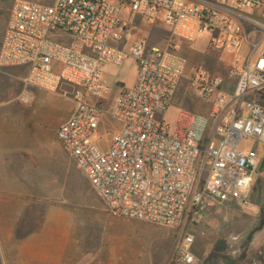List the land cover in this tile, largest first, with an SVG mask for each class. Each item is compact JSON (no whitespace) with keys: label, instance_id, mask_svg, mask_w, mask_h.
Instances as JSON below:
<instances>
[{"label":"built area","instance_id":"obj_1","mask_svg":"<svg viewBox=\"0 0 264 264\" xmlns=\"http://www.w3.org/2000/svg\"><path fill=\"white\" fill-rule=\"evenodd\" d=\"M243 9L264 18V0H16L0 49V68L27 67V86L76 101L57 138L112 216L183 230L175 250L182 264H198L191 230L210 210L229 202L249 205L259 168V153L242 143L264 144V37L248 38L243 66L237 54L246 43L243 22L263 31L264 24ZM161 13L170 28L162 46L150 44L148 34L133 38L136 17L155 26ZM55 34L70 35L72 44L56 41ZM202 34L212 52L236 54L230 70L235 88L228 92L223 77L197 69L188 85L212 102L211 112L183 111L171 127L164 117L189 73L177 41L192 44ZM129 59L137 65L136 83L121 87L112 117L122 129L102 150L96 138L103 98L112 92L103 72Z\"/></svg>","mask_w":264,"mask_h":264},{"label":"rangeland","instance_id":"obj_2","mask_svg":"<svg viewBox=\"0 0 264 264\" xmlns=\"http://www.w3.org/2000/svg\"><path fill=\"white\" fill-rule=\"evenodd\" d=\"M15 1L0 0V49ZM27 1L51 4L54 0ZM242 13L264 24V18L258 13L244 9ZM162 15L160 22L152 27L136 17L133 38L148 33L150 44L162 46L161 36L170 31L163 26ZM243 26L246 43L237 54L241 66L250 53L248 38L259 42L264 37V31L258 27L246 21ZM51 37L65 45L73 42L66 34ZM208 37L202 34L192 44L177 41L190 70L164 117L171 127L181 112L207 115L202 109L211 107L209 101L188 85V77L197 69H205L213 75L218 73L232 83L230 70L236 66V54L220 53L216 62L203 64L200 52ZM136 67V62L129 59L122 66L104 70L103 76L112 92L103 98L105 115L96 138L102 150L110 148L114 135L122 129V124L112 117L120 92L117 82H132ZM6 71L0 68V123L21 128L28 124L25 129L32 136L24 140L31 151L22 147L18 158H0V264H41V257L36 253L38 245L41 247L44 241L52 242L49 254L54 257L46 264H182L176 261L175 250L183 230L112 216L86 174L57 138L62 123L77 109L76 101L60 92L33 88L36 99L17 103L15 106L22 110L11 112V95L25 86L4 75ZM23 71L26 77L29 69ZM89 102L95 104L97 100L90 98ZM242 146L259 153V168L250 192L254 193L256 210L253 211L255 207H251L249 196L246 208L229 202L223 211L207 216L192 228L196 239L193 252L198 264H264V144L244 141ZM11 172L19 173L16 175L19 177L13 178ZM23 172L25 179L21 178Z\"/></svg>","mask_w":264,"mask_h":264},{"label":"crops","instance_id":"obj_3","mask_svg":"<svg viewBox=\"0 0 264 264\" xmlns=\"http://www.w3.org/2000/svg\"><path fill=\"white\" fill-rule=\"evenodd\" d=\"M162 37H163V35L161 36V38ZM200 43H202V42H200ZM186 47L189 48L188 46H186ZM200 54L202 56L203 64H205L206 61H208L210 63H214L218 60V58L220 56V53H214L208 48L207 42H206V45L204 46V48L201 50ZM234 59H235V56H234ZM108 67H114V66H108ZM108 67H106V68H108ZM24 68H27V67H8V68H5V70H7V71L3 72L4 75L10 77L13 82H16L19 84L21 83L25 86L24 89L22 91H20L19 93L11 95V101L9 103V105H10L9 107H10L11 112H13L14 109H16L17 112H20L22 110L19 106H15V105L17 103L18 104L25 103V102L21 101V97L23 96V94L28 93V94L32 95L33 96L32 101H34L36 99V93L33 92V90H32L33 88L29 87L25 84V78L28 76L29 71L27 72V75L25 77L24 71H23ZM106 68L104 70H106ZM189 70H190V68L188 67V71ZM103 74H104V72H103ZM217 74L218 73H216L215 76H219ZM103 78H104V76H103ZM136 79H137V69H136L135 79L132 82H129V83H126L123 81L117 82L118 89H121L122 86H127V87L134 86V84L136 83ZM104 80H105V78H104ZM105 81L109 84V82L107 80H105ZM231 81H232V83L228 82V86H227L228 92H233L234 88H235L236 80H231ZM109 86H110V84H109ZM259 103L264 108V97L259 99ZM209 104H211V107H212V102H209ZM211 107L208 109H205V110L202 109V111H204V113L208 112L207 113V115H208L211 112ZM27 126H28V124L25 125L23 128L17 127V126L9 127L8 125H6V123H0V158H6L7 156H9V158H18L20 155L18 152L21 151L22 147H24V149H26V150L29 149L27 147V144L24 142V140L31 138V136H32V135L27 133V131H26ZM29 151H31V150L29 149ZM16 162L19 164V161H16ZM17 174H19V173H17ZM17 174L14 175V173L11 172V176L13 178L19 177V176H16ZM21 178L22 179L26 178V174L24 172L21 173ZM26 193L28 194V192H26ZM253 194H254L253 192L250 194V203H251V207H255V209L253 210V211H255L256 205L253 204ZM226 205L227 204H223V205L217 206L216 208L210 210L206 214L205 219L207 218V216L213 217L214 214L220 213L221 211H223L222 208L225 207ZM51 243L52 242L44 241L41 244L42 245L41 247L38 245L36 256L41 257V264H46L49 261L54 260V257L49 254V251L52 249ZM30 246L31 245L29 244L28 249H30Z\"/></svg>","mask_w":264,"mask_h":264}]
</instances>
